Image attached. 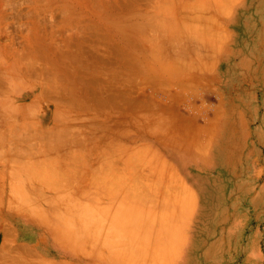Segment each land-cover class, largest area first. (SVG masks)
Returning a JSON list of instances; mask_svg holds the SVG:
<instances>
[{
  "label": "rangeland",
  "instance_id": "374dc122",
  "mask_svg": "<svg viewBox=\"0 0 264 264\" xmlns=\"http://www.w3.org/2000/svg\"><path fill=\"white\" fill-rule=\"evenodd\" d=\"M32 99L85 163L180 169L230 251L237 223L245 244L262 231L264 0H0V103ZM53 217L46 236L12 215L3 238L0 215V264H94L56 244Z\"/></svg>",
  "mask_w": 264,
  "mask_h": 264
},
{
  "label": "crops",
  "instance_id": "0c3cea01",
  "mask_svg": "<svg viewBox=\"0 0 264 264\" xmlns=\"http://www.w3.org/2000/svg\"><path fill=\"white\" fill-rule=\"evenodd\" d=\"M34 106L33 99L0 103L3 238L9 225L5 220L12 215L37 220L43 216L46 236L54 226L52 215H59L56 244L73 255L90 256L94 264H264V223L261 232L252 229V244H245L243 224L237 223L231 231V238L236 231L237 243L230 251L225 232L212 235L211 226L199 225L207 215H197L196 189L176 166L158 170L146 163H130L128 153L121 158L118 154L114 162L85 163L79 135L54 136L43 111ZM263 188L264 182L258 191ZM81 215L86 216L87 226ZM92 218L101 220L94 223ZM111 222L116 227H109ZM115 230L120 237L113 234ZM228 252L237 257L232 263Z\"/></svg>",
  "mask_w": 264,
  "mask_h": 264
},
{
  "label": "bare ground",
  "instance_id": "6f19581e",
  "mask_svg": "<svg viewBox=\"0 0 264 264\" xmlns=\"http://www.w3.org/2000/svg\"><path fill=\"white\" fill-rule=\"evenodd\" d=\"M141 154H142V153H141ZM137 155H138V153H137ZM145 155H146V154H145ZM139 156H140V154H139ZM141 157H142V156H141ZM154 157H155V156H154ZM149 158H150V157H149ZM149 158H148V159H149ZM142 162H143V161H142ZM136 163H137V162H136ZM151 163H152V162H151ZM147 164H148V162H147ZM184 186H185V185H184ZM148 187H149V186H148ZM181 187H182V186H181ZM185 187H186V186H185ZM185 187H184V188H185ZM184 188H183V189H184ZM188 189H189V188H188ZM186 190H187V189H186ZM138 191H139V190H138ZM178 192H179V191H178ZM186 193H187V192H186ZM186 193H185V194H186ZM173 194H175V193H173ZM185 194H184V195H185ZM188 195H189V194H188ZM185 196H186V195H185ZM185 196H184V197H185ZM184 197H182V198H184ZM180 198H181V197H180ZM187 199H188V198H187ZM151 200H153V201L155 202L154 199H151ZM156 201H157V200H156ZM149 202H150V200H148V203H149ZM154 202H153V203H154ZM149 204H150V203H149ZM155 205H156V204H155ZM153 209H154V208H153ZM41 210H42V209H41ZM157 211H158V210H157ZM162 212H163V211H162ZM36 214H37V213H36ZM157 214H158V212H157ZM157 214H156V215H157ZM165 214H166V212H165ZM154 215H155V214H154ZM53 216H54V215H53ZM58 216H59V215H58ZM81 216L83 217V215H81ZM87 216H88V215H87ZM102 216H103V215H102ZM111 216H113V215H111ZM67 217H68V216H67ZM72 217H74V216H72ZM82 217L79 216L80 219H82ZM88 217H89V216H88ZM91 217H92V216H91ZM151 217H152V216H151ZM60 218H61V217H60ZM85 218H86V216L83 217V220H84ZM101 218H102V217H101ZM101 218H99V219L95 218V219L99 220V222H100ZM114 218H116V215H115ZM73 219H74V218H73ZM73 219H71V220H73ZM77 219H78V218H77ZM92 219H94V218H92ZM95 219L93 220V222L95 221ZM102 219L105 220V217L102 218ZM110 219H111V218H110ZM90 220H91V219H90ZM104 220H103V221H104ZM114 220H115V219H114ZM114 220H113V221H114ZM117 220H118V219H117ZM77 221H78V220H77ZM84 221H85V220H84ZM105 221H107V220H105ZM78 222H79V221H78ZM87 222H88V221L86 220V221H85V224H86V225H83V226H87V225H88ZM93 222H92V224H93ZM99 222H98V223H99ZM75 223H76V222L74 221L73 224H75ZM88 223H89V222H88ZM94 223H95V222H94ZM101 223H105V222H102V221H101ZM107 223H108V222H107ZM111 223H112V226H109V227H116V226L113 224V222H111ZM118 223H119V226H120V222H118ZM69 224H70V223H69ZM105 224H106V223H105ZM108 224H109V223H108ZM115 224H116V223H115ZM66 225H67V224H66ZM90 225H91V224H90ZM93 225H94V224H93ZM102 225H104V224H102ZM109 225H111V224H109ZM116 225H117V224H116ZM77 226H78V225H77ZM91 226H92V225H91ZM104 226H106V225H104ZM67 227H68V226H67ZM70 227H71V226H70ZM96 227H98V226H96V224H95V228H96ZM101 227H102V226H101ZM109 227H108V228H109ZM71 228H72V227H71ZM71 228H70V229H71ZM77 228H78V227H77ZM89 228H90V226H89ZM102 228H103V227H102ZM102 228H101V229H102ZM92 229H94V227H93ZM110 229H111V228H110ZM110 229H109V230H110ZM113 229H115V228H112V230H113ZM90 230H91V229H90ZM94 230H95V229H94ZM109 230H108V231H109ZM119 230H120V228H119ZM85 231H86V230H85ZM99 231H100V229H99ZM99 231H97V233H98ZM102 231H103V229H102ZM65 232H66V231H65ZM72 232H73V231H72ZM94 232H95V231H94ZM111 232H112V231H110V233H111ZM115 232H116V233H113L114 235L117 234V231H116V230H115ZM119 232H121V230L118 231V233H119ZM89 233H90V232H89ZM91 233H92V232H91ZM110 233H109V234H110ZM92 234H93V233H92ZM99 234H100V233H99ZM101 234H102V233H101ZM101 234H100V235H101ZM111 234H112V233H111ZM111 234H110V235H111ZM93 235H94V234H93ZM114 235H113V236H114ZM117 235H118V234H117ZM106 236H107V235H106ZM108 236H109V235H108ZM118 236L120 237V234H119ZM89 237H90V236H89ZM93 237H94V236H93ZM101 237H102V236H101ZM83 238H84V237H83ZM104 238H107V237H103V239H104ZM122 238H123V237H122ZM108 239H109V237H108ZM116 239H117V238H116ZM120 239H121V238H120ZM104 240H106V239H104ZM111 240H112V236H111ZM97 241H98V240H97ZM113 241H114V240H113ZM113 241H111V242H113ZM88 242H89V241H88ZM104 242H105V241H104ZM111 242H110V243H111ZM118 242H120V241L118 240ZM114 243H117V242L114 241ZM87 244H88V243H87ZM103 244H104V243H103ZM121 244H122V243H121ZM88 245H89V244H88ZM112 245H114V244L112 243L111 246H112ZM115 245H116V244H115ZM109 246H110V245H109ZM117 255H118V254H117ZM133 255H134V254H133ZM135 256H138V255H135ZM133 258H134V257H133ZM139 258H140V257H139ZM134 259H135V258H134ZM138 260H139V259H137V260H135V261H138ZM138 263H139V262H138ZM135 264H136V262H135Z\"/></svg>",
  "mask_w": 264,
  "mask_h": 264
}]
</instances>
